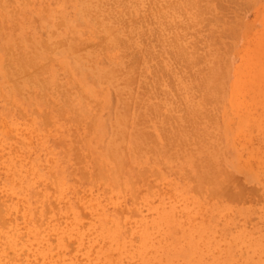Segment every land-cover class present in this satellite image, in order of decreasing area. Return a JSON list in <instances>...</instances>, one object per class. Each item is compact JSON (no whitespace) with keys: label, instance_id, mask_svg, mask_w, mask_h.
I'll return each instance as SVG.
<instances>
[{"label":"rangeland","instance_id":"374dc122","mask_svg":"<svg viewBox=\"0 0 264 264\" xmlns=\"http://www.w3.org/2000/svg\"><path fill=\"white\" fill-rule=\"evenodd\" d=\"M187 1L0 0V264H264V0Z\"/></svg>","mask_w":264,"mask_h":264},{"label":"bare ground","instance_id":"6f19581e","mask_svg":"<svg viewBox=\"0 0 264 264\" xmlns=\"http://www.w3.org/2000/svg\"><path fill=\"white\" fill-rule=\"evenodd\" d=\"M182 1H183V0H182ZM188 1H191V0H188ZM188 1H187V2H188ZM203 1H204V0H203ZM211 1H212V0H211ZM216 1H217V0H216ZM224 1H225V0H224ZM229 1H230V0H229ZM193 2H196V1L194 0ZM197 2H198L197 6L194 7L193 5H189V7H190V6H193V8H194L193 10H196V8H197V11H196V12L200 13V10H198V8H199V7H202V8H203V7L205 6L206 9H205V8H203V9L200 8L201 11H204V12H203V15H204V14H205V16L209 15L208 17L211 18L210 20L214 21L213 19H215L218 15L216 16L215 13H214V14H215V17H214V15H213V16L210 15V13L213 14V13H212L213 8L211 9L210 5L207 4L206 2H204V3L207 4V6H206L205 4H203L200 0H197ZM199 2H201V4H203V6H201V4H199ZM232 2H233V1H232ZM182 3H183V2H182ZM209 3H210V2H209ZM216 3H217V2H216ZM184 4H186V0H185V3H184ZM187 4H188V3H187ZM192 4H194V3H192ZM195 4H196V3H195ZM217 4H218V3H217ZM178 5H179V4H178ZM181 5H182V4H181ZM199 5H200V6H199ZM208 6L210 7V9H208V8H209ZM215 6H217V5H215ZM218 6H220L221 9L224 8V7H222L221 5H218ZM218 6H217V8H218ZM223 6H224V5H223ZM226 8H227V7H226ZM207 9H208V12H210L211 10H212V11H211L210 13H208V12H206ZM221 9H220V10H221ZM227 9H228V8H227ZM227 9H226V12H227ZM173 10H174V8L172 9V11H173ZM223 10L225 11V9H223ZM174 12H175V11H174ZM205 12H206V13H205ZM219 12H220V11H219ZM192 13L194 14L195 11H194V12L192 11ZM207 13H208V14H207ZM220 13H222V12H220ZM220 13H219V14H220ZM172 14H173V13H172ZM194 15H196V17H194L195 19L198 17V20H199V21L197 20L198 23L202 22V18H200V15H199V14L197 15V13H195ZM166 16H167V14H166ZM170 16H171V14H170ZM210 16H212L213 18L210 17ZM221 17H223V16L221 15V16H218L217 18H219V19H221V20H224V19H222ZM199 18H200V19H199ZM217 18H216V20L219 21V19H217ZM200 20H201V21H200ZM197 21H195V20H194V22L192 21L193 25H194V23H195V25H196V22H197ZM224 22H225V21H224ZM224 22H223V23H224ZM162 23H163V22H162ZM187 23H188V22H186V23H184V24H187ZM221 23H222V22H221ZM188 24H189V23H188ZM229 24H230V23H229ZM193 25H192V26H193ZM184 26H185V25H184ZM187 26H188V25H187ZM231 26H232V25H231ZM187 28H189V26H188ZM184 29H185V31H187L186 28H184ZM189 29H190V28H189ZM193 29H194V28H193ZM226 29H227V28H225V30H226ZM228 29H229V28H228ZM228 29H227V31H229ZM195 30H196V29H195ZM196 31H197V30H196ZM155 32H156V31H155ZM155 32H154V33H155ZM189 32H190V31H189ZM189 32H188V33H189ZM208 32H209V31H208ZM208 32H207V33H208ZM152 33H153V32H152ZM152 33H151V34H152ZM184 33H185V32H184ZM190 33H192V31H191ZM195 33H196V32H195ZM223 33H224V32H223ZM197 34H198V33H197ZM224 34H225V33H224ZM226 34H227V33H226ZM153 35H154V34H153ZM193 35H194V34H193ZM194 36H195V35H194ZM205 36H206V35H205ZM208 36L211 37L212 35H210V34L208 35V34H207L206 37L209 38ZM172 37L174 38V36H172ZM197 37H198V36H197ZM223 37H224V36H223ZM157 38H158V37H157ZM159 38H161V37H159ZM164 38H165V37H164ZM198 38H199V37H198ZM161 39H162V38H161ZM183 39H184V38H183ZM212 39H213V40H212ZM212 39L209 38V42H210L211 40H212V41H215V42L218 41V40L214 39L213 37H212ZM172 40H174V39H172ZM176 40L179 41L178 38H177ZM184 40L187 41L186 39H184ZM193 40H194V42H197V41H195V39H193ZM197 40H198V39H197ZM200 40H202V39H200ZM157 41H158V40H157ZM161 41H162V40H161ZM174 41H175V40H174ZM212 41H211V43H209V44H214V43H215V42H212ZM159 42H160V40H159ZM175 42H176V41H175ZM179 42H180V41H179ZM190 42H191V41H190ZM205 42H206V41H205ZM218 42H220V40H219ZM225 42H226V41H225ZM172 43H173V42H172ZM180 43H181V42H180ZM180 43H178V45H176V46H178L179 49H180L181 51H179L178 48L176 49V48H175V45H173V46H174L173 49H175L177 53H178V51L182 53L183 48H184V51H183V52H185V50H186L185 47L183 46V44L181 45ZM206 43H207V42H206ZM206 43H205V44H206ZM221 43H222V42H221ZM221 43H220V44H221ZM158 44H159V43H158ZM163 44H164V43H163ZM193 44H194V43H193ZM193 44H192V45H193ZM216 44H217V43H215V45H211V46H214V47H215ZM160 45H161V43H160ZM179 45H180L181 47H180ZM221 45H222V44H221ZM221 45H220V46H221ZM161 46H162V45H161ZM161 46H160V47H161ZM163 46H164V45H163ZM186 46H187V45H186ZM194 46H195V45H194ZM196 46H197V45H196ZM196 46H195V47H196ZM198 46L200 47L199 43H198ZM188 47H190V46H188ZM206 47L208 48V47H210V45H207ZM206 47H205V48H206ZM221 47H223V46H221ZM190 48H191V47H190ZM190 48H189V49H190ZM197 48H198V47H197ZM197 48H196V49H197ZM173 49H172V50H173ZM209 49H210V48H209ZM209 49H208V51H209ZM214 49H215V48H213V50H212V47H211V50H212L214 53L210 50L211 53H213V55L215 54V50H214ZM221 49H222V48H221ZM223 49H225V48H223ZM138 50H139V49H138ZM172 50H171V51H172ZM203 50H204V48H203ZM206 50H207V49H206ZM206 50H204V51H205V55L208 53V55L210 56V54H211L210 51H209V52H208V51L206 52ZM168 52H170V51H168ZM176 52H175V55L177 56ZM193 52H195V51H193ZM136 53H137V51H136ZM170 53L172 54V52H170ZM170 53H169V54H170ZM209 53H210V54H209ZM184 54L187 55V56H185V57H188V58H189V55L187 54V51H186L185 53H182V54L180 55V57H182V59L179 57V55L177 56V58H178V57L180 58V61L182 60V61H181L182 64H183ZM193 54H194V53H193ZM193 54H192V55H193ZM202 54H203V53H201L200 56H203ZM217 54H220V53H217ZM134 55H135V53H134ZM211 55H212V54H211ZM198 56H199V55H198ZM209 56H208V61H209V58H210ZM215 56H216V55H215ZM165 57H166V56H165ZM174 57H175V56H174V54H173V58H174ZM194 57H195V58H194ZM194 57H193V60H194L193 63H196V61L198 62V60H196V58H197V59H199V58L196 57V56H194ZM206 57H207V55H206ZM219 57L221 58V56H219ZM135 58H136V55H135ZM173 58H172V60H173ZM170 59H171V57H170ZM184 59H185V58H184ZM200 59L202 60L203 57L200 58ZM200 59H199V60H200ZM204 59H205V58H204ZM204 59H203V60H204ZM176 60H178V59H176ZM185 60H186V59H185ZM185 60H184V64L189 65L188 62H190L191 59H190V60H187L188 62H185ZM206 60H207V59H206ZM211 60H213V59L211 58L210 61H211ZM167 61H168V60H167ZM216 61H217V60H216ZM218 61H219V60H218ZM168 62H169V61H168ZM175 62H176V61H175ZM178 62H179V61H178ZM191 62H192V60H191ZM191 62H190V64H191ZM221 62H222V61H221ZM176 63H177V62H176ZM200 63H201V62H200ZM213 63L216 64L215 62H213ZM168 64H169V63H168ZM170 64H171V63H170ZM173 64H174V60H173ZM173 64H171V65L173 66ZM177 64H178V66H180V65H179L180 62L177 63ZM177 64H176V65H177ZM184 64H183V65H184ZM160 65H161V64H160ZM160 65H158V66H160ZM186 65H185V66H186ZM193 65H194V64H193ZM193 65H192V66H193ZM200 65H201V64H200ZM202 65H204V64H202ZM205 65H207V63H206ZM205 65H204V66H205ZM162 66H163V64H162ZM197 66H198V65H197ZM160 67H161V66H160ZM160 67H159V69L161 70ZM174 67H175V65H174ZM183 67H184V66H183ZM199 67H200V68H203V66H202V67L199 66ZM155 68H156V67H155ZM180 68H182V67L180 66ZM200 68L198 69L199 71H200ZM168 69H169V68H168ZM170 69H171V67H170ZM155 70H156V69H155ZM179 70H183V69H179ZM203 70H204V73H205V70H206V69H203ZM203 70H201V71H203ZM207 70H208V69H207ZM157 71H158V70H157ZM164 71H165V70H164ZM172 71H173V70H172ZM201 71H200V72H201ZM208 71H209V70H208ZM167 72H168V70H167ZM167 72H166V73H167ZM212 72H213V71H212ZM155 73H156V72H155ZM157 73H158V72H157ZM161 73H162V72H161ZM204 73L202 72V74H204ZM153 74H154V73H153ZM164 74H165V73H164ZM164 74H163V76H164ZM206 74H207V72H206ZM158 75H159V74H158ZM158 75H157V76H158ZM163 76H162V77H163ZM165 76H166V75H165ZM165 76H164V77H165ZM167 76H168V74H167ZM169 76H170V75H169ZM204 76H205V75H204ZM210 76H211V75H210ZM210 76H209V77H210ZM212 76H213V75H212ZM205 77H207V76H205ZM209 77H208V78H209ZM155 78H156V76H155ZM169 78H170V77H169ZM210 79H211V78H210ZM204 80H205V79H204ZM155 81H156V80H155ZM207 81H208V80H207ZM150 84H151V83H150ZM147 85H148V84H147ZM147 85H146V86H147ZM211 85H212V84H211ZM152 86H153V84H152ZM152 86H151V87H152ZM150 89H152V88H150ZM152 90H153V89H152ZM146 93H147V92H146ZM152 93H154V92L152 91ZM149 95H150V93H149ZM214 97H215V96H214ZM218 97H219V96H218ZM146 98H147V96H146ZM215 98H216V97H215ZM150 105H151V104H150ZM157 106H158V105H157ZM158 108H159V107H158ZM149 109H151V108H149ZM151 110H152V109H151ZM146 112H147V111H146ZM150 112H151V111H150ZM152 113H153V112H152ZM142 114H143V116H145L144 113H142ZM142 114H141V115H142ZM153 114H154V113H153ZM148 115H149V114H148ZM153 116H154V115H153ZM156 117H158V116H156ZM156 117H155V118H156ZM168 117L170 118L171 116L169 115ZM150 118H151V117H150ZM153 118H154V117H153ZM164 118H165V117H164ZM164 118H163V119H164ZM183 118H184V117H183ZM159 119H160V118H159ZM159 119H158V120H159ZM145 120H146V122H148L147 119H145ZM151 120H152V118H151ZM155 120H156V119H155ZM160 120H161V119H160ZM166 120H167V117H166ZM166 120H165V121H166ZM173 120H174V119H173ZM163 121H164V120H163ZM142 123H143V122H142ZM166 123H167V121H166ZM146 124H148V123H146ZM161 125H162V124H161ZM163 125H164V124H163ZM144 126H145V125H144ZM150 126H151V124H150ZM158 127H159V126H158ZM163 127H164V126H163ZM170 127H172V125H170ZM135 129H136V128H135ZM142 129H143V128H142ZM163 129H165V128H163ZM178 129H179V128H178ZM140 130H141V129H140ZM135 131H137V130H135ZM148 133H149V132H148ZM150 133H151V132H150ZM152 134H153V133H152ZM139 136H140V135H139ZM141 136H142V135H141ZM141 136H140V137H141ZM163 137H164V136H163ZM169 137H170V136H169ZM152 138L155 139L156 137H154V135H153ZM165 139H166V138H165ZM178 139H179V137H178ZM178 139H177V140H178ZM171 140H172V139H171ZM155 142H157V140H156ZM168 142H170V141H168ZM175 142H177V141H175ZM153 143H154V142H153ZM154 144H155V143H154ZM158 144H159V143H158ZM177 144H178V143H177ZM161 145H162V144H161ZM164 145H165V144H164ZM164 147H166V146H164Z\"/></svg>","mask_w":264,"mask_h":264}]
</instances>
